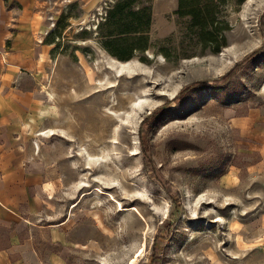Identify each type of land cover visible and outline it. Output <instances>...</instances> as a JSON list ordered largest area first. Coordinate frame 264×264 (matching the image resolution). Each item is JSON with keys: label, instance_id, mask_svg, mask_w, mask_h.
<instances>
[{"label": "rangeland", "instance_id": "obj_1", "mask_svg": "<svg viewBox=\"0 0 264 264\" xmlns=\"http://www.w3.org/2000/svg\"><path fill=\"white\" fill-rule=\"evenodd\" d=\"M129 1L150 6V46L123 66L95 6L50 8L38 89L54 133L30 250L38 264H264V0H214L217 52L178 0Z\"/></svg>", "mask_w": 264, "mask_h": 264}, {"label": "crops", "instance_id": "obj_2", "mask_svg": "<svg viewBox=\"0 0 264 264\" xmlns=\"http://www.w3.org/2000/svg\"><path fill=\"white\" fill-rule=\"evenodd\" d=\"M70 1L94 7L101 0ZM60 3L0 0V264H38L29 246L46 191L38 153L40 140L54 133L47 125L52 101L38 85L53 47L50 8Z\"/></svg>", "mask_w": 264, "mask_h": 264}, {"label": "trees", "instance_id": "obj_3", "mask_svg": "<svg viewBox=\"0 0 264 264\" xmlns=\"http://www.w3.org/2000/svg\"><path fill=\"white\" fill-rule=\"evenodd\" d=\"M214 6V0H205L204 2L178 0L176 11L181 16H188L189 25L196 29L197 38L209 43L212 46V51L217 52L219 46L224 43V34L219 32L215 24ZM150 23L151 9L149 5L134 6L129 0L117 2L113 0L106 8L105 19L97 25V28L102 30L101 45L117 59L129 60L134 51H143L149 48ZM159 50L167 56L164 49ZM256 51L254 50L250 54ZM193 87V84L182 87L176 97L190 91ZM163 107L157 106L146 118L156 116Z\"/></svg>", "mask_w": 264, "mask_h": 264}, {"label": "built area", "instance_id": "obj_4", "mask_svg": "<svg viewBox=\"0 0 264 264\" xmlns=\"http://www.w3.org/2000/svg\"><path fill=\"white\" fill-rule=\"evenodd\" d=\"M113 2V0H101L95 7L94 12L92 13L95 17V23L93 24L94 31L97 30V25L99 22L103 21L106 16V8ZM71 3L70 0H63V7L67 8ZM53 22V21H52ZM52 27V26H51ZM52 30V29H51Z\"/></svg>", "mask_w": 264, "mask_h": 264}, {"label": "bare ground", "instance_id": "obj_5", "mask_svg": "<svg viewBox=\"0 0 264 264\" xmlns=\"http://www.w3.org/2000/svg\"><path fill=\"white\" fill-rule=\"evenodd\" d=\"M119 63V62H118ZM128 63H130L129 62V60H126V61H122V62H120V65H126V64H128ZM88 74V73H87ZM91 77V76H90ZM106 82H108V83H110L111 81L109 80V79H107V81ZM108 86H113V83H110ZM44 87V86H43ZM43 91V90H42ZM72 91L75 93L76 91H75V89H72ZM46 93V92H45ZM47 96L49 97V99L51 100V101H53V94L51 93V92H49V91H47ZM51 103V102H50ZM141 107V106H140ZM114 111V110H113ZM113 111L112 110H110L109 111V113L110 114H114L113 113ZM48 130V129H47ZM42 132V131H41ZM48 132V131H47ZM43 134V133H42ZM80 201V200H79ZM77 204V203H76ZM75 204V205H76ZM135 261H136V258H132L131 260H130V262H129V264H134L135 263Z\"/></svg>", "mask_w": 264, "mask_h": 264}]
</instances>
